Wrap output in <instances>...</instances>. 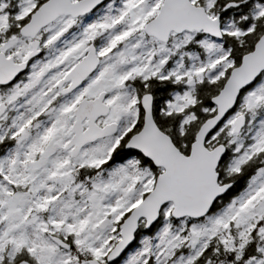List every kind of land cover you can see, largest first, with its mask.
<instances>
[{"label":"snow or ice","instance_id":"snow-or-ice-1","mask_svg":"<svg viewBox=\"0 0 264 264\" xmlns=\"http://www.w3.org/2000/svg\"><path fill=\"white\" fill-rule=\"evenodd\" d=\"M0 264H264V0H0Z\"/></svg>","mask_w":264,"mask_h":264}]
</instances>
